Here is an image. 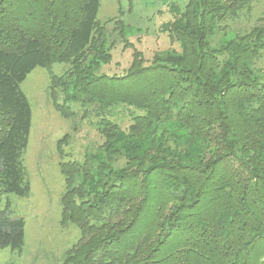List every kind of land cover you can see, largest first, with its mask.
Masks as SVG:
<instances>
[{
    "label": "trees",
    "instance_id": "16d2710c",
    "mask_svg": "<svg viewBox=\"0 0 264 264\" xmlns=\"http://www.w3.org/2000/svg\"><path fill=\"white\" fill-rule=\"evenodd\" d=\"M101 1L0 0V202L32 189L21 84L67 63L51 75L53 103L66 118L79 104L105 141L60 163L63 223L80 229L66 264H264V16L226 38L257 0L171 5L162 27L180 50L150 64L136 51L119 76L93 66L108 56ZM24 244L7 198L0 248Z\"/></svg>",
    "mask_w": 264,
    "mask_h": 264
},
{
    "label": "rangeland",
    "instance_id": "374dc122",
    "mask_svg": "<svg viewBox=\"0 0 264 264\" xmlns=\"http://www.w3.org/2000/svg\"><path fill=\"white\" fill-rule=\"evenodd\" d=\"M186 3L187 0H102L98 19L106 24L103 36L107 37L108 56L94 62L96 73L123 75L136 51L146 64L156 54L163 57L169 49L179 51V44L162 26L172 19L171 5L183 9ZM263 16L264 0H257L251 12L229 21L226 38L250 29ZM258 62L264 67V56ZM68 67L67 63H55L51 69L37 67L21 84L32 108L30 139L24 155L32 189L28 197L10 194L0 202L2 207L10 198L16 215L25 219L22 252L0 248V264H66L69 250L80 238L75 223H63L67 186L60 163L69 158L81 159L86 150L98 148L105 138L93 124L94 118L85 117L79 104L71 103L77 110L71 118L56 109L49 90L51 75H61ZM57 92V98L63 100L59 88ZM127 119L121 122L123 128L129 124Z\"/></svg>",
    "mask_w": 264,
    "mask_h": 264
}]
</instances>
